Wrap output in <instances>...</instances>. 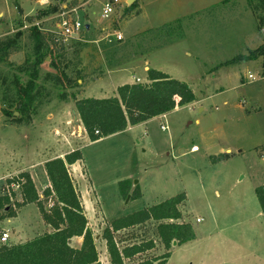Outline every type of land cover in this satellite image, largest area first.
I'll use <instances>...</instances> for the list:
<instances>
[{
	"label": "rangeland",
	"instance_id": "1",
	"mask_svg": "<svg viewBox=\"0 0 264 264\" xmlns=\"http://www.w3.org/2000/svg\"><path fill=\"white\" fill-rule=\"evenodd\" d=\"M51 2H62L63 9L73 4L62 10L67 18L89 26L68 36L59 33L66 52L78 47L67 58L83 71L79 97L114 96L119 84L145 81L146 66L187 83L194 100L93 142L72 112L69 95L75 89L58 90L67 95L60 99L51 81H43L51 96L44 95L34 111H15L12 117L4 116L0 100V193L6 192V178L23 170L41 192L47 186L43 165L80 152L81 159L67 165V171L101 264H109L101 235L110 221L178 193L185 194V202L176 222L190 223L196 239L172 244L166 264H264V213L254 194L264 182V75L260 58H244L264 46L263 13L252 12L247 0H136L126 16L125 0H0V38L14 34L23 21L24 43L27 18ZM106 2L112 11L103 17ZM62 11L35 23L42 31L58 32ZM29 51L23 46L10 55L12 67L22 64ZM49 61L47 56L42 73L53 72ZM7 70L0 65L1 74ZM1 93L0 86V98ZM124 179L138 187V198L119 195L118 182ZM9 188L19 200L16 185ZM154 226L115 234L122 241L119 248L147 239L156 244L125 264L164 251ZM45 229L34 204L20 208L10 222L0 220L7 243Z\"/></svg>",
	"mask_w": 264,
	"mask_h": 264
},
{
	"label": "trees",
	"instance_id": "2",
	"mask_svg": "<svg viewBox=\"0 0 264 264\" xmlns=\"http://www.w3.org/2000/svg\"><path fill=\"white\" fill-rule=\"evenodd\" d=\"M63 1V0H61ZM252 12L263 13L264 0H247ZM73 4H66L64 9ZM62 2L50 3L37 9V14L29 16V26L23 32L20 21L14 34L0 38V65L8 67L3 75L0 71L2 89L1 111L5 117L14 116V112L34 111L43 101L44 95L51 96L43 88V81L50 80L52 92L75 89L70 93L74 110L90 142L102 137L121 132L128 127L144 122L153 117L167 114L174 108L186 105L194 100V94L184 81L172 78L169 74L147 68L143 82L123 83L116 87L115 95L103 98L79 97L78 81L83 82V71L74 59L67 58L68 53H77L78 47L66 52L64 39L53 30L42 31L35 22L44 15L55 13ZM136 0L124 8L123 15H129L136 8ZM140 10L136 9L135 13ZM180 27L181 21H175ZM23 46L29 48L22 64L12 67L10 55ZM53 72H41V65L46 57ZM246 59H261L264 75V46L251 50ZM14 68L15 70H13ZM22 76L26 77V81ZM41 81V82H39ZM64 86V87H63ZM46 91V92H45ZM58 98H66V93L58 92ZM95 131H98L95 134ZM81 159L80 152H74L62 158L51 159L43 165L48 185L38 192L28 170L6 178V192L0 193V220L15 217L17 211L27 204H34L41 219L49 230L36 234L21 242L0 244V264H101L98 258L94 237L87 226L83 208L72 186L67 165ZM16 185L20 199L16 200L15 191L9 188ZM119 195L131 199L140 196L138 187H133L130 180L118 182ZM260 211L264 213V182L254 188ZM52 204L49 206L48 202ZM185 202V194L167 198L157 204L142 208L109 222L102 232L109 264H125L136 255L153 250L156 247L152 239L132 242L119 248L122 242L115 238L121 231L133 230L146 224H155V234L164 251L155 256L139 260L135 264H166L173 242L181 245L196 239V233L188 222H176L181 218L179 205ZM80 237L78 246L72 245V238Z\"/></svg>",
	"mask_w": 264,
	"mask_h": 264
},
{
	"label": "built area",
	"instance_id": "3",
	"mask_svg": "<svg viewBox=\"0 0 264 264\" xmlns=\"http://www.w3.org/2000/svg\"><path fill=\"white\" fill-rule=\"evenodd\" d=\"M116 0H112V4H114ZM112 4L110 2H106L102 8V13L101 16L106 17L109 12L112 11ZM59 21L56 24L58 28V33L68 36L73 33L78 32L82 28H85L81 24V22L77 19H68L67 15H65V11H62L61 13L58 14ZM38 25V23H35ZM121 36L118 35L117 38L119 39ZM248 77H251V75H248ZM137 82H139V79H136ZM161 129H165V125L161 124ZM98 131H95V134H97ZM195 147H192L191 150H194ZM198 221V220H197ZM8 233L6 231H1L0 232V243H7L8 240Z\"/></svg>",
	"mask_w": 264,
	"mask_h": 264
},
{
	"label": "crops",
	"instance_id": "4",
	"mask_svg": "<svg viewBox=\"0 0 264 264\" xmlns=\"http://www.w3.org/2000/svg\"><path fill=\"white\" fill-rule=\"evenodd\" d=\"M88 29H89V27H88ZM87 29V30H88ZM146 68H148V67H146V66H144L143 67V70H145ZM136 79H138V78H134L133 79V81H127V82H125V83H131V82H135L136 81ZM140 81V80H139ZM123 84V83H122ZM120 85V84H119ZM118 86V85H117ZM116 86V87H117ZM83 89V88H82ZM116 89V88H115ZM82 91V90H81ZM81 95V93L78 95V96H80ZM72 110V109H71ZM164 115H166V114H164ZM164 115H159V116H164ZM127 129H129V127L127 128ZM90 142V141H89ZM194 147V146H193ZM72 165H70V167H71ZM43 171H44V169H43ZM45 173V172H44ZM31 176H32V174H31ZM46 176V175H45ZM46 181H47V178H46ZM46 185H48V181L46 182V184L44 185V186H46ZM44 186H42V187H44ZM38 191H40V190H38ZM81 206H82V204H81ZM82 208H83V206H82ZM20 210V209H19ZM19 210L17 211V214H18V212H19ZM83 212H84V208H83ZM17 214H16V216H17ZM84 215H85V217H86V219H87V216H86V214H85V212H84ZM15 216V217H16ZM15 217H12V218H7V219H3V220H5V221H7V222H10L11 221V219H14ZM2 220V221H3ZM45 230H47V229H45ZM2 231H4V230H2ZM7 232V231H6ZM34 236V235H33ZM18 237H19V235H16V238L18 239ZM31 238V237H30ZM28 239V238H27ZM73 239H76L75 241V243H76V246H78L79 245V243H80V241H81V238L80 237H75V238H72V240L71 241H74ZM24 240H26V239H24ZM24 240H22V241H24ZM15 242H21V241H15Z\"/></svg>",
	"mask_w": 264,
	"mask_h": 264
},
{
	"label": "water",
	"instance_id": "5",
	"mask_svg": "<svg viewBox=\"0 0 264 264\" xmlns=\"http://www.w3.org/2000/svg\"><path fill=\"white\" fill-rule=\"evenodd\" d=\"M135 0H125V5L127 6V7H129L133 2H134ZM88 25L86 24L85 25V29H88ZM72 112H73V114L75 115V110H72ZM15 114H17V112H15ZM76 117V116H75ZM132 186H134V185H132ZM127 198H128V196H127ZM98 237L96 236L95 237V239H97ZM173 245H175V242H173Z\"/></svg>",
	"mask_w": 264,
	"mask_h": 264
},
{
	"label": "bare ground",
	"instance_id": "6",
	"mask_svg": "<svg viewBox=\"0 0 264 264\" xmlns=\"http://www.w3.org/2000/svg\"><path fill=\"white\" fill-rule=\"evenodd\" d=\"M194 150H195V148H194Z\"/></svg>",
	"mask_w": 264,
	"mask_h": 264
}]
</instances>
